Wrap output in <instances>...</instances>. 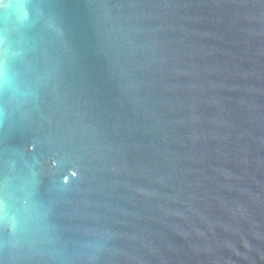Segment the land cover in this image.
<instances>
[{
  "label": "water",
  "instance_id": "obj_1",
  "mask_svg": "<svg viewBox=\"0 0 264 264\" xmlns=\"http://www.w3.org/2000/svg\"><path fill=\"white\" fill-rule=\"evenodd\" d=\"M0 264H264V0H0Z\"/></svg>",
  "mask_w": 264,
  "mask_h": 264
},
{
  "label": "snow or ice",
  "instance_id": "obj_2",
  "mask_svg": "<svg viewBox=\"0 0 264 264\" xmlns=\"http://www.w3.org/2000/svg\"><path fill=\"white\" fill-rule=\"evenodd\" d=\"M75 174V173H74Z\"/></svg>",
  "mask_w": 264,
  "mask_h": 264
}]
</instances>
